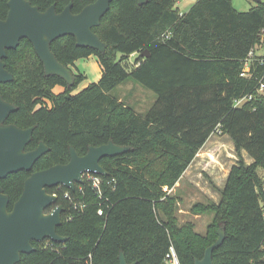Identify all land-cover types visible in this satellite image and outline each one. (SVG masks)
<instances>
[{
  "label": "trees",
  "instance_id": "obj_1",
  "mask_svg": "<svg viewBox=\"0 0 264 264\" xmlns=\"http://www.w3.org/2000/svg\"><path fill=\"white\" fill-rule=\"evenodd\" d=\"M8 1L0 0V20L7 18ZM29 1L42 12L56 5L58 13L72 2L78 14L96 0ZM179 1L114 0L93 29L107 44L104 53L78 47L73 36L53 42L58 61L71 70L91 56L98 59L100 80L77 94L84 74L72 71V86L47 76L26 39L8 51L4 61L14 80L0 84V94L17 110L6 124L34 129L27 151L41 142L49 148L31 172L0 180L10 211L33 173L70 161V147L80 156L90 146L111 141L130 148L100 161L107 176L86 175L75 190L48 189L64 209L58 234L67 241L33 242L35 251L23 254L18 264H120L121 253L129 264H162L172 245L181 264H195L221 228L226 239L214 252V264H264V177L259 173L264 170V93H259L264 66L255 63L250 76H241L244 61L260 42L264 2L241 12L232 0H198L181 14ZM132 55L134 67L128 64ZM129 80L157 95L145 115L110 95ZM56 87L64 91L55 94ZM247 96L252 99L235 107ZM217 133L231 138L238 160L221 201L192 208L215 215L207 235L200 236L192 223L179 224V199L164 189L176 187ZM244 151L252 164L245 162Z\"/></svg>",
  "mask_w": 264,
  "mask_h": 264
},
{
  "label": "water",
  "instance_id": "obj_2",
  "mask_svg": "<svg viewBox=\"0 0 264 264\" xmlns=\"http://www.w3.org/2000/svg\"><path fill=\"white\" fill-rule=\"evenodd\" d=\"M114 0H96L80 13H73L71 2L58 13L56 5L42 12L29 0H9V12L5 20H0V84L13 82L14 76L6 69L5 59L8 51L16 50L21 41L28 40L42 62L47 76L61 77L72 86L75 78L71 69L61 64L52 51V44L59 38L73 36L78 47L94 49L100 53L107 50V44L94 32L101 25L103 17L110 11ZM144 4L147 0H138ZM258 4L262 0H254ZM144 57L149 53L144 52ZM16 107L0 94V180L22 171L31 172L35 164L47 153L44 142L32 151H27L33 139L34 129H21L6 121ZM129 147L118 146L114 142L94 147L90 146L84 156L70 147V161L67 164L52 166L33 173L25 182L24 191L12 210H9L10 197L0 186V264H18L23 254L35 251L33 242L51 240L65 243L66 238L58 234L63 223V207L56 205L58 196L48 193L49 188L64 186L75 190L77 184L84 182L86 175L107 176L101 166L104 158L125 154ZM226 239L224 229L218 231L217 241L209 246L204 258L195 264H214V252ZM120 264H129L125 254L120 255ZM136 264V263H132Z\"/></svg>",
  "mask_w": 264,
  "mask_h": 264
},
{
  "label": "rangeland",
  "instance_id": "obj_3",
  "mask_svg": "<svg viewBox=\"0 0 264 264\" xmlns=\"http://www.w3.org/2000/svg\"><path fill=\"white\" fill-rule=\"evenodd\" d=\"M198 0H181L179 11L184 14L189 11L190 5ZM264 2V0H262ZM232 3L238 11L247 12L258 5L254 0H232ZM193 5V4H192ZM136 58V57H135ZM135 58L130 57L128 64L134 67ZM73 72L86 75V81L94 83L99 74L96 69L88 61H79L73 67ZM84 83V82H83ZM84 86H80L74 93L77 94L83 90ZM64 91L63 87H56L55 94H61ZM113 97H118L124 100L128 106L133 107L138 114L145 115L156 104L157 95L144 88L142 85L129 80L127 83L119 86L110 93ZM44 105L48 107L51 103L48 100L44 101ZM200 158L196 165L192 168L189 177L195 183L190 185L187 183V177L180 182L179 187L169 190L165 188L172 196H177L179 199L177 218L180 225L192 223L194 231L200 236H206L208 228L214 221L213 212H193L192 208L195 205H209L211 203L218 204L221 201V187L225 186L226 170L234 162L237 163L235 146L230 137L219 133L211 137L210 142L200 151ZM212 155V156H211ZM243 158L249 161L247 153H243ZM259 173L264 177V170L260 169ZM220 230V229H219ZM218 230V231H219Z\"/></svg>",
  "mask_w": 264,
  "mask_h": 264
},
{
  "label": "built area",
  "instance_id": "obj_4",
  "mask_svg": "<svg viewBox=\"0 0 264 264\" xmlns=\"http://www.w3.org/2000/svg\"><path fill=\"white\" fill-rule=\"evenodd\" d=\"M259 39L260 42L251 50L250 54L244 61L245 64H244L243 72L241 74L242 77H248L251 75L252 68L255 63H258L260 66H264V28L259 33ZM263 79L264 77L261 79L259 84V93H264ZM251 99L252 96L243 97L235 102V107H241ZM94 186L99 190V186H100L99 179L97 178L94 179ZM99 214L102 215L103 212L100 211ZM162 264H181V260L174 245H172L169 248Z\"/></svg>",
  "mask_w": 264,
  "mask_h": 264
},
{
  "label": "crops",
  "instance_id": "obj_5",
  "mask_svg": "<svg viewBox=\"0 0 264 264\" xmlns=\"http://www.w3.org/2000/svg\"><path fill=\"white\" fill-rule=\"evenodd\" d=\"M193 5L195 4V3H192ZM190 5L191 7L193 6V5ZM178 5H181V0L177 3V8H178V10L180 9V7H178ZM190 7V8H191ZM190 10V9H189ZM187 13V12H186ZM132 58L134 57H136V55H132L131 56ZM85 62L86 61H88L89 63L91 62V65L96 69V71L98 72V74H99V77L97 78V79H95L96 81L95 82H98L99 80H100V78H101V76H102V69H101V67H100V65H99V63H98V59H97V57H95V56H91V57H89L88 59H86V60H84ZM85 75V74H84ZM86 76V75H85ZM94 82V83H95ZM92 82H90V81H85L81 86H84L83 88H86L89 84H91ZM215 135V134H214ZM214 135H212V136H214ZM211 136V137H212ZM210 140H211V138L207 141V143L205 144V146L210 142ZM204 146V147H205ZM203 147V148H204ZM243 153H246L245 151L243 152ZM199 155H201L200 154V152H199V154L197 155V157L195 158V160L193 161V163L190 165V167L187 169V171L184 173V175H183V177L181 178V180L177 183V185H176V187H179L178 185H180V182H182L184 179H186V177H187V179H189V180H187V183H189L190 185H192L193 186V184H195L193 181H192V178H190L189 177V174H190V172H191V170H192V168L194 167V165H196L195 163H197L198 162V160H199V158H200V156ZM248 155V154H247ZM248 157H249V155H248ZM238 158V157H237ZM249 161H246L245 160V162L248 164V165H250V164H252L253 163V159L252 158H250L249 157ZM234 165H236V163H232L230 166H229V168L226 170V176H225V180H226V182H227V179H228V175H229V173H230V170L232 169V167L234 166ZM225 182V183H226ZM226 185V184H225ZM175 187V188H176ZM194 187V186H193ZM225 187V186H224ZM223 187V188H224ZM174 188V189H175ZM222 187L220 188V189H223Z\"/></svg>",
  "mask_w": 264,
  "mask_h": 264
},
{
  "label": "flooded vegetation",
  "instance_id": "obj_6",
  "mask_svg": "<svg viewBox=\"0 0 264 264\" xmlns=\"http://www.w3.org/2000/svg\"><path fill=\"white\" fill-rule=\"evenodd\" d=\"M54 188H57V187H54ZM54 188H49V189H51L52 191H54L53 190ZM54 195H56V194H54ZM56 196H58V195H56ZM58 199H59V197H58ZM57 207H62L61 205H59V200L57 201V203H56L55 206H53L51 209L48 210V213H50L52 210H54ZM63 214H64V212H63Z\"/></svg>",
  "mask_w": 264,
  "mask_h": 264
}]
</instances>
